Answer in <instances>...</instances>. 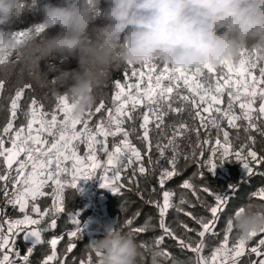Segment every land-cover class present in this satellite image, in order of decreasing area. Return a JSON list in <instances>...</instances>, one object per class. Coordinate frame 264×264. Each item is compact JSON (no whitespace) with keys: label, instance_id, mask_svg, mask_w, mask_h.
I'll use <instances>...</instances> for the list:
<instances>
[{"label":"snow or ice","instance_id":"6c2138e0","mask_svg":"<svg viewBox=\"0 0 264 264\" xmlns=\"http://www.w3.org/2000/svg\"><path fill=\"white\" fill-rule=\"evenodd\" d=\"M32 28L37 34L45 30L43 24ZM28 32L14 33L18 44ZM13 55L15 59H9ZM19 59V53H0V108L6 107L0 125V264H32L36 244L45 246L39 264H77L76 255H70L81 231L75 217L63 248L57 244L65 233L48 240H42L41 233L57 228L65 188H75L80 179L94 175L100 187L114 194L132 191L155 210V216H147L139 226H132L139 211L124 221L134 236L160 229L151 244L138 243V264H145L146 255L152 257L151 264H264V229L239 236L229 218L245 200L264 204V186L236 196L249 177L264 176V55L254 48L242 49L237 58L219 65L186 68L155 58L117 64L114 69L123 70L125 84L129 72L145 76L137 65L146 67V86L137 78L135 85H128L134 92H127L120 79L110 81L119 90L113 91L112 103L101 98L79 115L73 112V101L41 84L38 70L17 64ZM256 69L258 75L253 74ZM233 72L238 74L235 80ZM108 80L109 74L104 78ZM226 160L238 161L245 175L220 192L203 174ZM189 165L195 170L178 185L177 195L166 182ZM194 205L207 215L199 214ZM9 206L19 215L9 214ZM169 210L183 213L192 225L177 219L182 229L178 234L173 221L166 219ZM222 216L226 219L220 226ZM20 234L32 240L23 253L16 246ZM165 236L191 255L172 256L161 247ZM85 252L88 258L81 257L80 264H98V252L86 245Z\"/></svg>","mask_w":264,"mask_h":264},{"label":"clouds","instance_id":"9594fccd","mask_svg":"<svg viewBox=\"0 0 264 264\" xmlns=\"http://www.w3.org/2000/svg\"><path fill=\"white\" fill-rule=\"evenodd\" d=\"M24 3L0 0V53H19L17 62L37 70L47 56L74 57L76 68H58L51 79L39 73V82L73 101L77 115L96 104L97 89L117 64L155 58L186 68L219 65L242 49L264 55V0H45L38 24L57 31L37 34L30 26L18 44L13 22ZM35 5L31 0L29 7ZM229 218L233 231L247 236L264 229V204L245 200ZM95 231L86 246L100 254L98 264H138L139 244L118 221Z\"/></svg>","mask_w":264,"mask_h":264},{"label":"trees","instance_id":"16d2710c","mask_svg":"<svg viewBox=\"0 0 264 264\" xmlns=\"http://www.w3.org/2000/svg\"><path fill=\"white\" fill-rule=\"evenodd\" d=\"M44 2L45 0H36V5L34 7H29L31 0H25L24 5L22 6L23 10L21 11L18 18L13 22V28L17 29V31H22L24 29L29 28L30 26L38 24L41 19V12L39 10L40 5H42ZM51 2L55 4V3H59L60 0H51ZM101 4H103V0H101ZM94 23L101 24L102 21L100 19H97ZM45 31L47 32V34L51 35L57 31V28L53 27ZM9 59H15L14 55L10 56ZM17 64H19V62H17ZM76 67H77L76 59L71 56L65 57L59 55H50L38 61L39 73L42 75L46 74L49 79L55 76L56 69L58 68L73 69ZM137 67L140 68L141 71H143V67H141L140 65H137ZM18 71H19L18 67L14 69V72H18ZM225 73H227L226 69H225ZM253 74L258 75V69L253 70ZM138 75L139 73H137L136 76H131V73L129 72L131 81H135ZM12 79H15L14 75ZM24 79L25 81L28 80L27 73H25ZM115 79H120L123 85L124 79H123L122 69L119 71H117L114 68L110 70L109 80L103 81L102 84L97 89L96 103H99L101 98H103L107 104L112 103L111 96L113 91H119L118 89H115L114 85L110 82ZM140 83L141 85L146 86L144 80H141ZM220 83H223V80H221ZM224 98L226 99V94ZM51 103H54V101H49L50 105ZM128 107L129 105H125V108ZM138 107L142 109L143 104L138 105ZM237 111H239V109H237ZM5 116H6V107L0 108V125H2L5 122ZM35 127H38V125H34V128ZM213 134H214V130H213ZM109 139L111 140V138ZM82 151H83V146L81 145V154ZM153 155H155V152L153 153ZM181 164H183V161H181ZM194 170H195V165H189L188 167H184L180 172L179 176H174L173 178L170 179V181L166 182L167 187L172 189L173 192L178 195L179 192L181 191L178 185L182 182L184 178L190 176ZM244 175H245L244 169L242 168L241 164L238 161L226 160L223 164L216 167L212 172H205L203 174V179L207 182L208 185L215 188L216 190L220 192H227L229 190L228 186L230 184H238L239 182H241L242 179L244 178ZM94 182L95 184L99 182L101 183V181L98 178V175L94 176ZM196 182L200 183V181H196ZM258 186H264V176L253 175L248 178L247 184L241 185L236 196L239 197L248 190L254 189ZM47 190L50 191V189ZM98 191L101 195V201L99 205L101 208L100 211L108 215L111 219V222L118 221V225L122 226L125 230H127V226H124V221L132 217L137 211L140 212V215L136 216V218L133 220V225H132L133 227L143 224L147 216L149 215L153 217L155 216V210L151 206L144 204L139 199V197L132 191L123 189L121 190L120 193L114 194L109 189L102 187H99ZM202 195H204L205 198L209 200V202H212L211 198L208 197L207 194H202ZM189 197L194 201L195 198H192L190 196V193H189ZM47 203L49 204L51 203L50 198L48 199ZM63 203H64L63 211L57 217V228L55 230L42 231L41 238L42 240H48L53 235H59L61 232H63L65 233V235H63L61 237V240L58 241L57 248L60 249L65 247L67 243L66 232L74 227L71 224V219L75 217V219L78 221V226L81 228V231H80L79 241H74L76 247L73 249V253H71L70 255H76L77 264H80L81 257H83V259L85 260L88 258V255L85 252V245L91 239L96 238L98 236V233L95 231V229L97 228L98 225L102 223L98 215H95L93 217L89 216L90 208L88 206L87 198L85 197L81 187L65 188V191L63 193ZM194 206L199 214L207 215V213H205L202 209H200L198 205H194ZM7 212L14 216L19 215L18 211L16 213H13V209L11 206L8 207ZM166 219L173 221V227L176 228L178 234L182 231V229L178 226V224L175 223L177 219L185 220L186 222L189 223L190 226L192 225V221L188 217H185L183 213L175 214L174 210H169V213L166 215ZM225 219L226 217L223 216L221 217L220 226L223 225ZM155 222L156 221L153 220V223ZM159 234H160V229L157 227L145 233L137 234L135 235V238L138 243L144 241L151 244L154 241V237ZM31 243L32 240L31 239L26 240L22 236V234L18 235L16 240V246L21 250V253H23ZM249 243L251 244V242ZM44 247L45 246H43L42 244L35 245L34 252L30 256V260L32 264H39V261L42 258V252ZM161 247L165 248L172 256H175L179 259H185L187 255H191V253L188 252L186 249L182 251L179 245L176 243V241L172 240L167 236L164 237V243L161 245ZM208 252H210V248L206 249L205 254H208ZM157 259L159 260L161 258H157ZM151 260L152 257L150 255L145 256V264H151Z\"/></svg>","mask_w":264,"mask_h":264},{"label":"built area","instance_id":"2783aa9c","mask_svg":"<svg viewBox=\"0 0 264 264\" xmlns=\"http://www.w3.org/2000/svg\"><path fill=\"white\" fill-rule=\"evenodd\" d=\"M143 72H145V76L143 78H140L138 75L137 78H140V81L144 80L145 83L147 84V68L146 67H143ZM137 78L135 79V81H131L129 79L127 84L123 82L125 91L134 92V88L128 87V85H135ZM94 176L87 178V179H80L76 187H81L84 192L85 197L87 198L88 206L90 208L89 216L93 217L95 215H98L102 224L108 223V222H111L110 217L100 211L101 208L99 205L101 201V195L98 191L100 187V182L95 184ZM66 188H72V187H66Z\"/></svg>","mask_w":264,"mask_h":264},{"label":"rangeland","instance_id":"374dc122","mask_svg":"<svg viewBox=\"0 0 264 264\" xmlns=\"http://www.w3.org/2000/svg\"><path fill=\"white\" fill-rule=\"evenodd\" d=\"M226 71H227V69H226ZM230 75L232 76V79H233V80H235V79L238 78V74L235 73V72L231 73Z\"/></svg>","mask_w":264,"mask_h":264}]
</instances>
